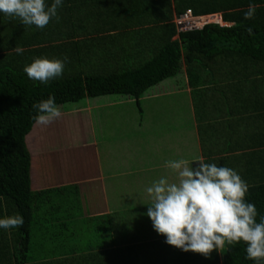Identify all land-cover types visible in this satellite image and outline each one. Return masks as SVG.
Returning <instances> with one entry per match:
<instances>
[{
  "label": "trees",
  "instance_id": "trees-1",
  "mask_svg": "<svg viewBox=\"0 0 264 264\" xmlns=\"http://www.w3.org/2000/svg\"><path fill=\"white\" fill-rule=\"evenodd\" d=\"M80 1L93 8L86 6V14L85 10L81 13L80 5L75 4ZM139 1L63 0L58 9L59 22L53 18L43 29L34 25L25 27L19 19L0 13V219L15 214L24 218L22 227L0 228V264H38L35 261L45 250L52 247L49 256L53 257L58 246L72 245L76 232L71 230V224L77 227L88 218L82 211L88 203L85 192L89 191L83 179L97 170L94 167L81 169L78 164L88 161L96 166L98 145L107 143L109 158L112 154L109 144L117 145L115 139L105 135L99 136L98 140L93 137L94 144H85L91 139L87 140V137L80 143L72 140L70 144H67L70 140L62 144L59 138L61 145L58 146V141L51 142L47 149L41 148L40 141L31 145L36 136L41 139L43 135L39 128L33 130V117L37 114L32 107L34 102L52 96L57 105L96 97L100 98L99 103L119 96L134 100L141 111L140 102L145 91L177 76L185 66L192 93L202 83L204 88L197 92L202 96L207 89L203 95L207 98L198 101L201 112H195L199 139L204 143V133L209 128L203 123L206 118L203 109L208 103L216 102V98L209 101L208 94L219 95L232 112L239 110L234 103L229 105L232 98V102L243 100V108L248 107L253 96L264 100V0H172L175 14L188 8L196 14L221 12L223 19L231 23L228 26L208 24L201 29L181 32L175 39H172L176 29L171 21V0H166L170 21L157 28L153 26L152 33L150 29L147 32L146 28L139 29L137 33L142 36V41L139 40L132 50L124 46L123 39L118 44L116 36L113 40L110 36V40L104 35L95 37V33L104 32L96 26L104 13L120 14L129 20L126 28L143 26V17L146 23L163 19L158 12L161 6L146 7L138 4ZM52 2L46 0L49 6ZM68 2L71 4L66 6ZM250 3L256 5V11L254 18L246 20L244 13ZM160 4L163 5V0ZM16 46L24 49L23 54L12 51ZM35 58L65 60L62 76L47 84L29 79L23 69ZM202 74L207 78L204 79ZM249 79L259 81L260 87L246 85L244 88L243 83ZM205 84L209 87L205 88ZM260 106L264 110L262 102H259ZM85 112L88 113L87 109ZM97 125L98 122L93 128ZM212 126L215 129V124ZM221 129L218 132L217 127L216 132L224 137V141L216 150L189 148L185 158L189 160V166H192L193 157L200 156L204 163L235 170L249 186L245 200L256 206V220L260 222L264 217V146L257 152H237L236 146L241 145L244 149L250 144L246 145L244 139L243 145L239 144L242 143L239 136L232 137L231 141L227 135L228 126ZM192 140L191 136L190 145ZM253 144L262 146L264 142L257 143L252 138L251 147ZM246 247L243 241L226 242L209 258L174 247L167 254L168 264H256L246 258ZM260 264H264V260Z\"/></svg>",
  "mask_w": 264,
  "mask_h": 264
},
{
  "label": "crops",
  "instance_id": "crops-1",
  "mask_svg": "<svg viewBox=\"0 0 264 264\" xmlns=\"http://www.w3.org/2000/svg\"><path fill=\"white\" fill-rule=\"evenodd\" d=\"M82 2L83 1L76 2L75 4H78L77 7L80 5L79 7H81V13H83V11L85 10L86 14L87 5H83ZM139 2L140 3L138 4L142 6L144 5L146 7L161 6L158 12L163 19L160 18L158 22H152V20H150L147 21L148 23H146V19L145 17H143L141 19L145 20V24L143 26L126 28V26H128L129 24V20L122 18L120 14V16H110L107 14L105 15L104 13L103 18L105 19L103 20V18L100 17V20L96 22V26L99 25V27H101L104 32L95 33V37L104 35L106 39L110 40V36V38H112L113 40V37L116 36L118 38V44H120L119 40L123 39V41L125 40L123 42L124 46L132 50V48L139 40L142 41V36L140 35V33H137L139 29L143 30L144 28H146V32L148 29H150L152 33L153 26H156L157 28L159 25L170 21L168 18L169 10L166 0H163V5L160 4V0H144V3L143 0H140ZM170 2L173 17L175 14L173 8L174 4L172 0ZM69 4L71 3L68 2L66 6H68ZM77 7L75 8L76 10ZM87 8L92 9L93 7L92 5H88ZM149 17L151 18L150 12ZM122 34H124L125 36L122 37ZM172 39H175V36H173ZM183 70L184 69L182 68V71L180 72L182 73V77L180 78V80H163L158 84L148 88L141 98V101H143L144 98L146 99V97L148 96V98L150 99L160 98L161 100H165V96L169 97L172 95H176L169 104H172L175 101L174 105L184 102L185 104L191 106L193 115L191 118L188 117L191 124H185L183 120H175L179 118V116H175L173 119L175 120L174 124L177 126L178 123L180 126L178 129L174 127L177 130L176 134L172 136V138L177 142L175 146L176 148L172 147V149H162L159 148V146H155V144H153V152L150 151L148 155L144 156V150L146 148L150 149V145H148L146 136H148L149 133H152L151 135L153 139L158 135L160 139V133L152 132L149 129H141L139 130V132L137 131L138 134L136 135V137H139L137 141H140L141 144H135V147L138 148L140 152L132 148L131 145L130 148L126 147V149L124 150L125 156H123L122 158L128 159L130 163L129 167H125L124 170L119 169L120 163L116 164L118 162L114 161L115 158H118L115 152H118V154L120 152L118 149H115L118 148V146L116 145H113L114 148H110L109 151H111L112 154H110V158L107 157L108 159L106 162H104V160H102L98 156V149L96 150V166H94V163H90L88 161L80 162V164L78 165L81 166V169H83V167H94L97 169L88 177L83 179L84 184H88L87 186L89 187V191L85 192L88 202L86 203L87 208L84 207V210L82 211H84V214L88 218H85L83 224L78 223L77 227L72 226L74 224H71V230H74L76 232L74 235L76 236V239L73 240L72 245H68L69 247L58 246L57 249H55L56 254L53 257L49 256L52 253L51 247L48 251L45 250L43 252L41 258L36 259V263L168 264L169 257L167 254L169 250L174 249V246L170 247V245L166 243V237L158 234L154 230L151 219L146 215L148 210L147 205H149L151 202L147 198L145 190L147 187L151 186L153 181L152 179L146 180V176L141 177L136 174L142 173L144 172V170H150L153 167L160 169H169L165 166L167 161L180 159L188 160L187 158H185V153L187 152V150L189 151V148L201 151L203 148L208 149L209 147V149L212 148L216 150V148H218V146H220V144L224 141V137H221V134L218 132L219 130H222L221 127L225 126H228L229 128L227 131V135L230 136V139L232 137L236 139V136H239L241 142L242 139H244V143L246 145L250 144V146H246V148L244 149H241V145L239 148H237L236 146L237 152L239 150H241L242 153L251 150L257 152L258 150L262 149L264 144L262 146H254L255 144H253V147H251L252 138H255L257 143L264 142V110L262 109V106L259 107V102H262V104L264 105V100L260 101L257 96L251 97L248 107L244 108L242 107L243 100L238 99L237 101L239 102H232L233 98L231 97L232 99L230 100L232 101L229 103V105L234 103L239 109L238 112H232L228 109L229 106L227 104H223L219 95L218 97H215L217 95H214V93L208 94V100H215L216 98V102L208 103L207 107L203 109V114L206 116L205 120H203V123L207 125L209 129L207 130V133H204V136H206V140L204 141V143H202V141L199 139V121L195 118V112L200 110V108H198V101H202V99L204 100L205 98H207L206 96H203L206 95L207 89L204 90L202 96L200 95L201 92H197L198 89L202 91V88H204V84L202 83L197 86L196 91L192 93L191 87L188 83V78L187 76H185V71ZM202 76L204 79L207 78L205 74H202ZM194 80L195 82H197V78H194ZM165 81L170 82L166 84L164 88L168 85L171 86V88L163 89L162 91H160L159 84ZM259 84V81L253 79H249L248 82L243 83L244 88H246V85L250 87L252 86L254 88L257 85V87L259 88ZM205 85V88L209 87V84ZM172 87L174 88L172 89ZM87 102L88 103L85 106L86 109L91 105L89 104V101ZM109 102L110 101H106L103 102V104H107ZM257 103L258 106L255 107ZM99 105L100 104H96L97 107ZM241 110L247 111L246 113H241ZM90 120L91 117L89 118V126L91 127L89 132L91 134L88 135L87 140H89L90 138L91 139L88 142H85V144H94L95 142L92 140L93 137L98 140L99 136L104 135L107 138L116 140L115 136L110 137V135L108 134V130H100L97 126L96 129L98 130L95 131ZM132 121L134 122V124L140 125V123L136 122V119H133ZM213 124H215V129L212 126ZM217 127L218 132H216ZM112 132L115 133V130H112ZM240 134L243 136L241 137ZM191 136L193 137L192 145H190ZM239 144L243 145V142ZM128 150H130V153H133L130 154ZM164 152L168 154L165 155ZM155 153H158L160 160L157 161V159L155 158ZM261 153H263V151ZM84 154L85 153L83 152V158ZM141 154L146 160L152 157L154 159L149 160L148 164L139 163L138 165V163L135 161V157L139 159ZM192 159H194V161L202 160L200 156L197 159L194 157ZM134 161L137 164L131 163ZM105 165L109 167V169H106ZM110 167H114L115 169H110ZM71 169L74 171V166H71ZM169 178L174 180L175 175L173 172L169 175ZM115 184H117V186L114 188ZM46 252L48 253L46 254Z\"/></svg>",
  "mask_w": 264,
  "mask_h": 264
},
{
  "label": "clouds",
  "instance_id": "clouds-1",
  "mask_svg": "<svg viewBox=\"0 0 264 264\" xmlns=\"http://www.w3.org/2000/svg\"><path fill=\"white\" fill-rule=\"evenodd\" d=\"M62 4L63 0H53L50 6L46 0H0V13L19 19L25 27L43 29L53 18L59 22L58 9ZM255 11L256 5L250 3L244 18H254ZM181 32L185 31L176 29L175 38ZM12 51L23 54L24 49L16 46ZM65 60L35 58L23 71L29 79L47 84L62 76ZM32 107L37 113L33 117L36 125L48 126L62 116L52 96L34 102ZM165 166L172 170L175 179L161 176L145 191L151 202L146 215L154 230L166 237L167 244L209 258L226 242L243 241L247 259L256 264L264 260V217L257 222L256 206L245 200L249 186L235 170L202 160L194 168L185 159L167 161ZM23 224L20 214L0 219V228L5 230Z\"/></svg>",
  "mask_w": 264,
  "mask_h": 264
},
{
  "label": "rangeland",
  "instance_id": "rangeland-1",
  "mask_svg": "<svg viewBox=\"0 0 264 264\" xmlns=\"http://www.w3.org/2000/svg\"><path fill=\"white\" fill-rule=\"evenodd\" d=\"M183 69V71H185V76H188L186 73L185 66H183ZM181 77L182 73H179L177 76L169 79L180 80ZM169 82L170 81H165L160 83V91H162L163 89L171 88V86L169 85L164 88V86ZM173 88L174 87H172V89ZM175 96H165V100H161L160 98L150 99L148 98V96L146 97V99L144 98V100L140 102L141 111L137 107L134 100L124 99L119 96H113L115 97V99H105V102L110 101L107 104H103V101H100L101 103H97V100H100L99 97L93 98V100L91 98V100L81 99L77 102H67L59 104L58 106L60 107L62 112L61 118L48 126H40L34 124L35 126L33 130L39 128L41 134L43 135L41 136V139H38V136H36L35 140H32L31 145H35L37 142L39 143L40 141L39 144L41 148L47 149V147L50 146L51 142L56 143L59 138L60 142H63L62 144L67 143V141L69 140L70 142L67 144H70L72 140H74V142L75 140H85L88 135H90L89 118L91 117L90 122L92 125L97 124L98 122V129L108 130V134L110 135V137L115 136L117 143L116 146H118V148L115 149H118L120 152L119 154L118 152H115L118 158H115L114 161L118 162L116 164L120 163L119 169L124 170L125 167H129L130 163L128 159L122 158L123 156H125L124 150L126 149V147L130 148L131 145L132 148L140 152V150L135 147V144H141L140 141H137L139 137H136L139 130L141 129H149L152 132L160 133V139L159 135L153 139L151 135L152 133H149L148 136H146V140L148 141V145H150V149L146 148L144 150V156L148 155L150 151L153 152V144H155V146H159V148L162 149H172V147L176 146L177 142L175 139L172 138V136L176 134V130L180 126L177 122V126L174 124L175 120H183L185 124H191L188 117H191L193 113L191 110V106L185 104L184 102L181 104L174 105V101L172 104H169L170 101L175 98ZM87 100L91 103H95L94 105L92 104L89 108H87L88 113H86V109H84L86 108L85 106L87 105ZM96 104L100 105L97 107ZM175 116H179V118L173 120ZM133 119H136V122L140 123V125L134 124V122L132 121ZM174 127H176L177 129H175ZM94 130L96 131V129ZM112 130H115V133H113ZM60 142H57V144L59 143L58 146L61 145ZM109 147L114 148L111 143L109 144ZM106 148L107 143L105 142L102 145H98V156L102 160H104V162H106L108 159L106 156ZM128 151L130 153V150ZM164 154L166 155L168 153L164 152ZM155 155L157 161L160 160L158 153H155ZM151 159L154 158L152 157L146 160L142 154L140 155L139 159L135 157V161L138 163V165L139 163L148 164V161ZM135 161L131 163L137 164ZM105 168L109 169V167L107 166ZM110 169L115 168L110 167ZM170 174H172L171 169L169 170L165 168L160 169L153 167L150 170H144V172L136 175H139L141 177L146 176V180L152 179V181L154 182L156 179L158 180L161 176L169 177ZM116 186L117 184H115L114 188ZM85 188L87 189L88 187L85 186Z\"/></svg>",
  "mask_w": 264,
  "mask_h": 264
},
{
  "label": "built area",
  "instance_id": "built-area-1",
  "mask_svg": "<svg viewBox=\"0 0 264 264\" xmlns=\"http://www.w3.org/2000/svg\"><path fill=\"white\" fill-rule=\"evenodd\" d=\"M173 22L177 31L197 30L208 24H218L220 26L231 24L223 19L221 12L196 14L189 8L176 14L173 18Z\"/></svg>",
  "mask_w": 264,
  "mask_h": 264
},
{
  "label": "water",
  "instance_id": "water-1",
  "mask_svg": "<svg viewBox=\"0 0 264 264\" xmlns=\"http://www.w3.org/2000/svg\"><path fill=\"white\" fill-rule=\"evenodd\" d=\"M199 162V160H196V161H193L192 162V165H193V167L195 168V166H196V164Z\"/></svg>",
  "mask_w": 264,
  "mask_h": 264
}]
</instances>
